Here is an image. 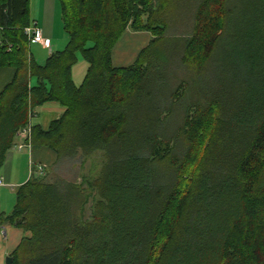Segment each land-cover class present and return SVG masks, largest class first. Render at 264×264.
Returning a JSON list of instances; mask_svg holds the SVG:
<instances>
[{
  "label": "trees",
  "instance_id": "trees-1",
  "mask_svg": "<svg viewBox=\"0 0 264 264\" xmlns=\"http://www.w3.org/2000/svg\"><path fill=\"white\" fill-rule=\"evenodd\" d=\"M57 1L67 42L39 64L28 0H0V67L15 68L0 92V169L24 128L54 167L101 161L79 182L50 168L15 189L0 230L29 235L11 264H264V0ZM127 29L151 38L116 66ZM49 101L63 111L43 129L31 119Z\"/></svg>",
  "mask_w": 264,
  "mask_h": 264
},
{
  "label": "crops",
  "instance_id": "crops-1",
  "mask_svg": "<svg viewBox=\"0 0 264 264\" xmlns=\"http://www.w3.org/2000/svg\"><path fill=\"white\" fill-rule=\"evenodd\" d=\"M28 5L29 20L31 23L36 22L43 36L49 38L51 42L50 50L42 49L37 43H30L29 45L30 53L34 60L39 64H43L44 62L41 63L43 58L46 59L51 52L61 50L65 44L63 38L66 33L60 17L59 3L57 0H28ZM147 40H149L148 32L127 29L114 46L112 58L113 55H115L114 57L117 60L125 59L128 56H136ZM112 63L116 66H124ZM14 73L15 68L12 66L0 67V92L4 85L13 78ZM30 81L34 84L36 79L33 77ZM62 111L63 107L58 102H46L34 111V117L31 122L32 124L38 123L41 128L47 129L50 122L58 117ZM24 139V135H16L14 145L7 151L3 166L0 169V177L4 182L3 185H0V213L10 212L15 203L13 199L9 203V199L5 197L6 194L10 197L13 194L3 188L4 185L10 186V189L15 194V189L19 185L26 182L30 177L37 176L35 172L38 165H44L47 170L53 168L55 164L56 154L47 147L32 149L31 146L25 145L18 149L16 145L23 143ZM3 234L4 237L6 236L5 254L8 256L21 239L22 230L15 228V230H10L7 233L6 227H4Z\"/></svg>",
  "mask_w": 264,
  "mask_h": 264
},
{
  "label": "rangeland",
  "instance_id": "rangeland-1",
  "mask_svg": "<svg viewBox=\"0 0 264 264\" xmlns=\"http://www.w3.org/2000/svg\"><path fill=\"white\" fill-rule=\"evenodd\" d=\"M180 8H184V7L182 6ZM180 11H181V9H180ZM180 19H181V21L179 22L178 29H182V27L187 28L188 17L185 15V11H183L181 13ZM150 38H151V35L149 33V39ZM63 42L65 44L67 42V35L66 34L64 35ZM147 42H148V40H147ZM147 42H145V43H147ZM65 44H64V46H65ZM64 46H62L61 49H63ZM226 51L227 50H224V52H226ZM114 56L115 55H113L112 62L117 63L118 65H124V66L132 63L134 60V57H135V56H133V57L128 56L125 59L117 60L116 57H114ZM78 59L79 60L72 66V74H73L72 79H73L74 83H76V84L81 83V81L85 75L86 68H87V63L85 62V60L82 59V57L79 54H78ZM44 61H45V59L43 58V61L41 63H43ZM228 65H229L228 61H226V59H222V61H219L216 65L217 71L221 70L223 72L224 69L228 70V67H229ZM100 161H101L100 152H97L91 156H88L87 158H84V161H82L81 165H80L81 159L76 158L72 162L60 165L58 167H53L52 170L50 171L49 175H47V179H51V178H54L56 175H59L60 177L66 178L68 180H74V181L79 182L81 180L80 178L83 174H85L89 177L94 176L99 169ZM80 166H82V168H80ZM35 173H36V175H39L37 172H35ZM39 177H42V176L39 175ZM3 188H5L9 192H11V194H13V195H11V197L7 194L5 195V197L7 199H9V203L12 199L15 201V194H14V191L10 189V186L4 185ZM92 200L93 199L90 200L89 206L92 203ZM87 207H88V205H87ZM87 214H88V209H86L85 215H87ZM15 228L16 227L7 225L6 226L7 233H9L10 230H15ZM28 234L29 233H27V232L23 233V231H22V235H28ZM6 245H7L6 236L4 237L2 230H0V264H6V257H7V255L5 254Z\"/></svg>",
  "mask_w": 264,
  "mask_h": 264
},
{
  "label": "built area",
  "instance_id": "built-area-1",
  "mask_svg": "<svg viewBox=\"0 0 264 264\" xmlns=\"http://www.w3.org/2000/svg\"><path fill=\"white\" fill-rule=\"evenodd\" d=\"M24 34L27 36L28 40L30 43H37L42 49H49L51 48V42L49 38H46L43 36L40 27L37 25L36 22H32L30 25L25 26L23 28ZM29 133L30 129L29 128H24L22 129L18 134L24 135V142L21 144H17V148L21 149L22 147L30 146V143L27 139H29ZM36 172L39 175H43L46 172V168L44 165L40 164L37 166ZM3 179L0 177V185H3ZM2 232H4V228L1 229Z\"/></svg>",
  "mask_w": 264,
  "mask_h": 264
},
{
  "label": "water",
  "instance_id": "water-1",
  "mask_svg": "<svg viewBox=\"0 0 264 264\" xmlns=\"http://www.w3.org/2000/svg\"><path fill=\"white\" fill-rule=\"evenodd\" d=\"M11 262H12V257L10 255H8L6 257V264H11Z\"/></svg>",
  "mask_w": 264,
  "mask_h": 264
}]
</instances>
